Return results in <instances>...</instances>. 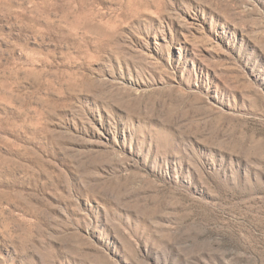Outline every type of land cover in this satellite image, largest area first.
I'll return each instance as SVG.
<instances>
[{"label":"rangeland","instance_id":"1","mask_svg":"<svg viewBox=\"0 0 264 264\" xmlns=\"http://www.w3.org/2000/svg\"><path fill=\"white\" fill-rule=\"evenodd\" d=\"M0 264H264V0H0Z\"/></svg>","mask_w":264,"mask_h":264}]
</instances>
